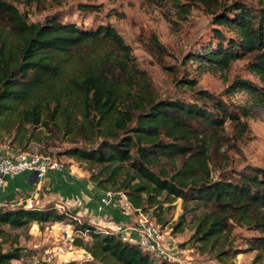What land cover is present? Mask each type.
Returning a JSON list of instances; mask_svg holds the SVG:
<instances>
[{
  "label": "trees",
  "instance_id": "16d2710c",
  "mask_svg": "<svg viewBox=\"0 0 264 264\" xmlns=\"http://www.w3.org/2000/svg\"><path fill=\"white\" fill-rule=\"evenodd\" d=\"M171 1L186 12L202 8L214 26L226 30H215L212 40L190 54L188 61L227 70L232 63L248 59L264 84V5L243 0ZM154 42L159 54L167 52ZM106 45L112 49L88 54ZM127 60H133L132 49L110 26L83 29L58 17L30 23L16 7L0 0V134L10 138L13 134L11 144L21 152H28L33 141H41L36 129L49 132L53 125L78 132L86 141L100 140L92 148L74 145L65 150V155L98 167L88 178L99 190L125 194L132 207L145 214L155 208L159 222L163 219L158 211L164 205L182 200L184 210L174 233L184 230L187 213L203 208V214L193 215L194 232L187 243L216 254L222 264H236L234 259L241 253L231 240L236 228L257 231L260 235L248 239V249L258 253L254 264H264V168L248 166L240 172L223 168L217 178L211 168L213 156L220 155L230 141L225 136L227 123H236L242 136L248 131L241 111L218 96L197 91L198 81L186 77L179 84L196 91L193 100L156 98L149 82L141 85L133 80ZM238 91H248L264 105V88L237 80L226 94ZM163 162L173 166V173L156 171ZM191 204L195 207L188 210ZM62 221L75 225L81 235L76 243L93 256V262L177 264L145 253L124 242L120 232L56 204L0 206V239L6 235L4 227L20 230L38 224L45 228L47 223ZM22 259L20 249L5 252L0 245V264Z\"/></svg>",
  "mask_w": 264,
  "mask_h": 264
},
{
  "label": "rangeland",
  "instance_id": "374dc122",
  "mask_svg": "<svg viewBox=\"0 0 264 264\" xmlns=\"http://www.w3.org/2000/svg\"><path fill=\"white\" fill-rule=\"evenodd\" d=\"M16 7L25 15L30 23H43L47 18L58 17L64 23H74L83 29L96 30L100 26H110L122 36L126 45L132 49L133 60L128 61L130 74L135 82L144 85L149 82L156 98H179L188 101L196 97V91L183 87L179 81L183 78L198 81L197 91L204 90L221 98L233 110L241 111V121L248 124V131L242 136L236 123L228 122L225 136L229 142L222 147L218 156H213L211 168L213 177L217 178L219 169L240 172L248 166L264 168V105L261 98L253 96L248 91H238L228 96L226 91L237 80L248 81L263 89L264 84L259 76L251 70L250 60L245 59L231 64L227 70L207 67L198 62L188 61V56L198 52L212 40L215 30L226 33L224 28L216 27L212 18L200 7H193L189 12L174 7L171 0H1ZM232 3L235 0H228ZM252 5H264V0H243ZM183 4L184 1L181 0ZM228 36V34H226ZM157 40L166 53L159 54L155 47ZM111 46L90 49L89 55H100ZM114 50V49H113ZM87 54V53H86ZM202 65V66H201ZM261 96H264L261 94ZM244 111L246 113H244ZM82 125H79L81 129ZM35 133L41 141H33L28 152L38 150L43 156H52L66 166H74L78 172L94 175L98 167L92 163L80 161L65 155V150L72 146L88 149L96 145L97 140L86 141L78 132H68L64 126L53 125L51 131L36 129ZM69 133V134H68ZM90 134L89 131H84ZM78 135V136H76ZM12 137L0 134V153L21 152L11 144ZM91 138H94L90 134ZM182 161H178L180 167ZM166 170L173 173V166L166 162L157 166L156 171ZM13 175L10 177H14ZM6 183V182H5ZM117 207V206H116ZM189 205L188 210L194 209ZM120 210V209H119ZM183 202L177 200L172 205H164L158 213L163 219L155 217V208L149 209V216L162 226L166 239L173 240L171 244L174 253L168 252L178 264L187 261L195 264H222L216 254L203 253L187 242L191 239L195 219L194 214L201 215L204 209L187 213L184 230L174 233L183 214ZM6 235L0 239V245L5 252L20 249L23 259L14 264H56L45 263L47 250L53 246L52 239L45 236V228L33 224L30 228L11 230L4 227ZM257 231L236 228L231 236L234 250L241 252L234 262L236 264H254L257 252H250L248 239L259 236ZM185 246V247H182ZM264 263V261H263ZM84 264H102L92 261Z\"/></svg>",
  "mask_w": 264,
  "mask_h": 264
},
{
  "label": "built area",
  "instance_id": "2783aa9c",
  "mask_svg": "<svg viewBox=\"0 0 264 264\" xmlns=\"http://www.w3.org/2000/svg\"><path fill=\"white\" fill-rule=\"evenodd\" d=\"M64 167L65 165L59 160L51 156L45 157L38 150H34L33 152H14L8 155L0 153V192L5 185L6 178L10 176L33 172L37 173V178L42 181L51 171H62ZM110 206H117L121 212L131 217L133 222V225L127 228L110 231L120 232V236L124 242L138 246L145 253L154 254L178 264L177 255L174 254L173 257L168 252V249L170 250L168 245L173 240L165 238L162 226L148 214L135 210L125 194H106L101 199L97 211L102 213L106 207ZM44 234L53 241L52 248L46 251L45 263L81 264L94 260L90 253L77 245V239L81 235L76 233L75 225L70 221L47 223ZM185 264L195 263L187 261Z\"/></svg>",
  "mask_w": 264,
  "mask_h": 264
},
{
  "label": "crops",
  "instance_id": "0c3cea01",
  "mask_svg": "<svg viewBox=\"0 0 264 264\" xmlns=\"http://www.w3.org/2000/svg\"><path fill=\"white\" fill-rule=\"evenodd\" d=\"M106 194L89 181L88 175L78 172L74 166L65 165L62 171H51L42 181L33 172L6 178L0 192V206L44 208L56 204L108 230L132 226V218L116 206L106 207L102 213L97 211ZM168 247L174 252L171 244Z\"/></svg>",
  "mask_w": 264,
  "mask_h": 264
},
{
  "label": "water",
  "instance_id": "95a60500",
  "mask_svg": "<svg viewBox=\"0 0 264 264\" xmlns=\"http://www.w3.org/2000/svg\"><path fill=\"white\" fill-rule=\"evenodd\" d=\"M34 175L36 176V178H37V173H34ZM38 179V178H37Z\"/></svg>",
  "mask_w": 264,
  "mask_h": 264
}]
</instances>
